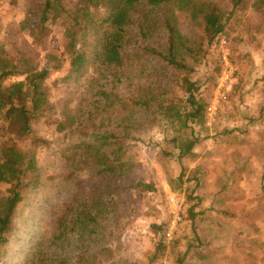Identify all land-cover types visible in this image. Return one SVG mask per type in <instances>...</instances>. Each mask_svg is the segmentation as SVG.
<instances>
[{
    "label": "rangeland",
    "instance_id": "obj_1",
    "mask_svg": "<svg viewBox=\"0 0 264 264\" xmlns=\"http://www.w3.org/2000/svg\"><path fill=\"white\" fill-rule=\"evenodd\" d=\"M41 2L0 0V44L7 58L17 68L54 69L42 87L44 103L52 108L34 123L37 135L48 141L38 148L42 173L54 178L50 186L26 191L8 241L0 246V264L37 261L40 251L49 264H162L165 258L170 264H264V0H244L237 7L231 0H196L176 12L179 30L191 36L198 53L187 56L195 69L187 75L200 85L196 97L204 105L193 120L184 116L193 111L186 74L156 67L164 29L155 27L153 43L137 25L161 23L167 8L144 17L135 13L120 63L99 62L101 74L90 82L72 71L69 23L53 13L40 35ZM203 3L216 4L225 23L211 43L204 35ZM63 4L75 11L84 0ZM113 66L119 67L116 77ZM156 68L158 89L173 101L153 102L128 118L102 93L132 96L139 85L151 83L149 72ZM67 118L70 125L60 128L58 121ZM80 126L119 135L128 146L126 165L109 177L77 166L68 145L80 135L65 133ZM195 137L200 142L187 151ZM2 141L0 136V157ZM139 181L155 191L139 189ZM7 190L0 183V195ZM171 195L184 206L180 229L167 241ZM76 198L82 204L97 199L96 210L108 212H98L95 222L83 215L85 222L75 227Z\"/></svg>",
    "mask_w": 264,
    "mask_h": 264
},
{
    "label": "trees",
    "instance_id": "obj_2",
    "mask_svg": "<svg viewBox=\"0 0 264 264\" xmlns=\"http://www.w3.org/2000/svg\"><path fill=\"white\" fill-rule=\"evenodd\" d=\"M195 1L84 0V4L72 11L65 7L63 0H42L37 27L40 35L44 36L47 32L45 24L53 13L69 23L67 31L72 35L69 45L72 71L78 77L86 76L91 82V76L101 74L98 70L101 68L99 62L101 64L120 63L126 27L135 13L138 12L141 17L142 15L144 17L156 8H167L169 15L165 13L161 23H147L145 20L143 22L140 20L137 25L140 35L153 43L155 40H152L151 36L155 27L159 25L161 29H164L166 41L161 44L162 50L156 51L161 58H159V64L154 66L160 69L173 66L186 74L183 79L189 93L186 100L193 111L185 112L184 116L193 120L204 110V105L196 97L200 85L189 79L187 75L195 70L189 65L187 56L197 52L191 44V36L183 35L179 30L177 20L180 13L185 10L181 8H187ZM243 1L231 0L234 7L239 6ZM179 9L181 11L177 14ZM201 10L205 20L204 35L207 37V42L211 43L224 31L222 11L213 3H203ZM109 69H115V72L110 71V73L116 77L119 67L113 66ZM53 70L52 67L38 69L28 64L17 68L16 64L7 58L4 46L0 44V111L3 113V124H0V136L3 137L0 183L8 185L6 194L0 195V246H4L8 241V233L12 229L17 206L25 198L26 191L50 186L54 178V175L42 173L43 167L40 166L38 148L47 144L48 141L38 136L34 128V123L43 119L44 112L52 108L44 103L46 94L42 87ZM156 72L157 68L153 72L150 71L151 83L147 81V85H139L137 92L132 96L122 97L113 93V90L102 91V93L107 96L108 102L116 101L117 108L128 118L141 108H149L153 102L173 101V98L164 97L165 93L158 89L160 84L156 83L159 81L155 83L154 79ZM58 125L60 128L68 127L70 121L67 118L66 121H58ZM70 132L80 135V138L72 142V146L68 145V148H74L72 158L77 166L92 168L96 172L95 175L101 174L109 177L126 165L128 146L119 139V135L102 133L96 129L89 130L85 126L75 127L65 134ZM198 142L200 138H193L186 150H192ZM137 187L141 190L155 191L153 185L143 181H139ZM79 200V198L74 200L78 202L77 213L71 220L75 227L85 222L83 215L95 222L96 214L102 212L96 210L97 205L100 204L99 200L87 199L83 204ZM70 206L74 205L70 204ZM105 212L108 211L102 213ZM193 217L195 215L192 214ZM157 227L159 230L162 229V225H157ZM38 255L37 261L35 258H30L24 264H49L46 262L49 257L46 258V253L40 251ZM58 264L66 263L62 260Z\"/></svg>",
    "mask_w": 264,
    "mask_h": 264
},
{
    "label": "built area",
    "instance_id": "obj_3",
    "mask_svg": "<svg viewBox=\"0 0 264 264\" xmlns=\"http://www.w3.org/2000/svg\"><path fill=\"white\" fill-rule=\"evenodd\" d=\"M170 201H171V219L165 234L167 241H171L172 239H174L180 229L179 226L182 222V214H183V206H184V200L178 198L175 195L170 196ZM162 264H170V263H168L167 259L165 258Z\"/></svg>",
    "mask_w": 264,
    "mask_h": 264
}]
</instances>
